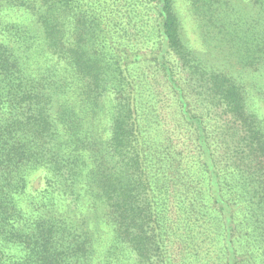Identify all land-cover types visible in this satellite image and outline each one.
Listing matches in <instances>:
<instances>
[{
  "label": "trees",
  "instance_id": "16d2710c",
  "mask_svg": "<svg viewBox=\"0 0 264 264\" xmlns=\"http://www.w3.org/2000/svg\"><path fill=\"white\" fill-rule=\"evenodd\" d=\"M0 264H264V0H0Z\"/></svg>",
  "mask_w": 264,
  "mask_h": 264
},
{
  "label": "rangeland",
  "instance_id": "374dc122",
  "mask_svg": "<svg viewBox=\"0 0 264 264\" xmlns=\"http://www.w3.org/2000/svg\"><path fill=\"white\" fill-rule=\"evenodd\" d=\"M183 10L184 8H182L181 16H183L182 20L184 21V27H185L184 31L187 33L191 43L196 49H204L205 44H204V39L200 38L201 36L200 29L197 30L194 24L189 20L187 11H183ZM156 87L158 91L163 92V98L164 95H166L169 92V90L167 89L165 84L162 83V81H157ZM36 179L33 180V185H39Z\"/></svg>",
  "mask_w": 264,
  "mask_h": 264
}]
</instances>
